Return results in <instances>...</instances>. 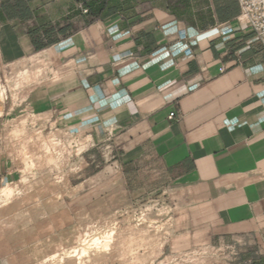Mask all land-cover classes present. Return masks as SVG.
Here are the masks:
<instances>
[{
  "label": "crops",
  "instance_id": "0c3cea01",
  "mask_svg": "<svg viewBox=\"0 0 264 264\" xmlns=\"http://www.w3.org/2000/svg\"><path fill=\"white\" fill-rule=\"evenodd\" d=\"M239 14L238 0H0V68L57 74L16 103L4 92L2 120L85 139L77 186L178 191L189 246L264 247V44ZM20 176L0 158V193Z\"/></svg>",
  "mask_w": 264,
  "mask_h": 264
},
{
  "label": "rangeland",
  "instance_id": "374dc122",
  "mask_svg": "<svg viewBox=\"0 0 264 264\" xmlns=\"http://www.w3.org/2000/svg\"><path fill=\"white\" fill-rule=\"evenodd\" d=\"M22 65L0 68V91L15 103L25 95L19 86L57 78L44 61ZM3 97L0 158L21 176L0 193V264H264L263 245L247 237L189 246L172 215L178 191L130 200L117 180L77 186L80 179L72 178L82 170L85 139L50 129L44 117L28 113L2 120ZM110 230L113 237L101 251L79 259L72 252Z\"/></svg>",
  "mask_w": 264,
  "mask_h": 264
},
{
  "label": "built area",
  "instance_id": "2783aa9c",
  "mask_svg": "<svg viewBox=\"0 0 264 264\" xmlns=\"http://www.w3.org/2000/svg\"><path fill=\"white\" fill-rule=\"evenodd\" d=\"M238 2L240 6L239 20L247 24L264 44V0H238ZM173 116L174 112H170L168 118Z\"/></svg>",
  "mask_w": 264,
  "mask_h": 264
},
{
  "label": "bare ground",
  "instance_id": "6f19581e",
  "mask_svg": "<svg viewBox=\"0 0 264 264\" xmlns=\"http://www.w3.org/2000/svg\"><path fill=\"white\" fill-rule=\"evenodd\" d=\"M0 94L4 96V91H0ZM4 98V97H3ZM52 138V137H51ZM4 189V188H3ZM2 189V190H3ZM5 190V189H4ZM3 190V191H4ZM114 231V230H113ZM112 230L110 231H106L104 234L102 233L99 234V235H96L94 236L92 239H90V243H88L89 245H86V247H81L80 249H75L73 250L72 252H74V255L75 253L78 254V259L79 258H82L83 256H86L88 255L90 252L89 250H91L92 252V249H95V251L99 250L101 247H107V244L104 245V243H108L109 240L113 237V232ZM86 241V240H84ZM85 243V242H84ZM161 246V245H160ZM102 248V250H104ZM161 248V247H160ZM160 250V249H159ZM101 251V250H99ZM161 251V250H160ZM92 253H95V252H92ZM160 253V252H159ZM76 257V256H75Z\"/></svg>",
  "mask_w": 264,
  "mask_h": 264
}]
</instances>
